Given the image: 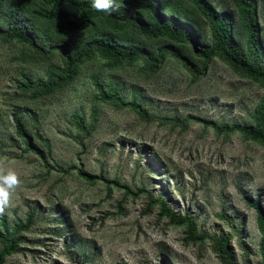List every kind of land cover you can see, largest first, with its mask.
<instances>
[{"label": "rangeland", "instance_id": "374dc122", "mask_svg": "<svg viewBox=\"0 0 264 264\" xmlns=\"http://www.w3.org/2000/svg\"><path fill=\"white\" fill-rule=\"evenodd\" d=\"M212 2L234 9L230 0ZM263 16L264 7V24ZM120 35L138 44L145 38L132 30ZM27 52L22 43L0 37V164L21 180L0 215V230L6 231V222L13 231L35 211L33 224L19 230L20 250L5 264H222L212 240L188 241L184 225L159 214L160 196L179 214L195 216L199 230L231 235L241 264H264L262 232L249 200L260 197L264 206V145L240 132L220 133L201 120L164 119L194 115L254 123L264 98L261 83L218 56L195 79L171 55L147 75L144 58L113 65L96 52L79 65L71 83L35 97L27 77L46 79L64 60L56 52L34 63ZM118 100L137 102L158 118L145 119ZM15 114L46 158L25 150ZM80 167L109 183L85 180ZM54 209L64 210L65 222L55 221Z\"/></svg>", "mask_w": 264, "mask_h": 264}, {"label": "trees", "instance_id": "16d2710c", "mask_svg": "<svg viewBox=\"0 0 264 264\" xmlns=\"http://www.w3.org/2000/svg\"><path fill=\"white\" fill-rule=\"evenodd\" d=\"M91 3L92 0H0V37L4 41L22 43L34 63L56 52L64 60L63 66L51 67L46 79L27 77L25 85L34 88L35 97L54 93L71 83L79 65L96 52L113 65L130 64L144 58L147 65L143 69L147 75L155 74L165 63L167 55H171L192 71L195 79L204 74L210 61L218 56L243 76L264 86V24L259 17L264 0H230L234 9L224 5L218 8L212 0H114L117 10L111 14L94 10ZM130 30L151 42L140 38L138 44L137 40L128 41L120 35L121 31ZM157 39L170 42L156 44ZM117 102L122 107L134 109L145 119L154 120L156 117L137 102ZM164 119L177 123L201 120L220 133L240 132L245 139L264 145V98L254 110V123H218L194 115L183 119L166 116ZM14 121L18 135L25 140V150L46 158L44 149L33 141L34 134L23 118L15 114ZM78 174L92 183L101 178L109 183L102 175L83 167L78 169ZM126 190L128 194H136L129 187ZM249 200L258 215L257 224L262 232L259 249L264 261V206L260 197ZM156 202L159 214L169 223L185 226L188 241L196 243L210 239L222 264H241L231 246V235L201 231L196 224L197 218L188 211L179 214L162 196ZM54 211L57 223L66 219L64 210ZM34 217L32 209L27 221H20L13 231L8 229L6 222L2 223L6 231L0 230V240L4 243L0 248V264H5L8 257L20 250L22 235L19 230L29 228ZM245 264H250L249 260L246 259Z\"/></svg>", "mask_w": 264, "mask_h": 264}, {"label": "clouds", "instance_id": "9594fccd", "mask_svg": "<svg viewBox=\"0 0 264 264\" xmlns=\"http://www.w3.org/2000/svg\"><path fill=\"white\" fill-rule=\"evenodd\" d=\"M91 7L98 12L111 14L117 10L114 0H92ZM21 180L17 172L0 164V215L10 205L11 195L20 187Z\"/></svg>", "mask_w": 264, "mask_h": 264}]
</instances>
